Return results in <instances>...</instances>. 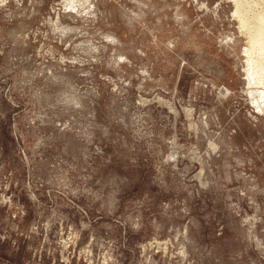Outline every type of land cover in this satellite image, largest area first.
<instances>
[{
  "label": "rangeland",
  "instance_id": "rangeland-1",
  "mask_svg": "<svg viewBox=\"0 0 264 264\" xmlns=\"http://www.w3.org/2000/svg\"><path fill=\"white\" fill-rule=\"evenodd\" d=\"M84 3L0 0V264H264L232 2Z\"/></svg>",
  "mask_w": 264,
  "mask_h": 264
},
{
  "label": "bare ground",
  "instance_id": "bare-ground-1",
  "mask_svg": "<svg viewBox=\"0 0 264 264\" xmlns=\"http://www.w3.org/2000/svg\"><path fill=\"white\" fill-rule=\"evenodd\" d=\"M87 1L88 0H84V2H85L84 4L85 5H87L86 4ZM230 1L233 4L232 16H234L236 18V20L238 21V25H237L238 26V30H239L238 32H240V34L245 35L244 37L246 38L245 45H244V47H242V49H243L242 53L244 52V54H245V60H244V62H245V66H244L245 67L244 68L245 69V72L244 73H246L245 74L246 75L245 78L247 79V86H248L247 89H246V91H247V94H249V96H250V102L253 105H255L257 107V109L261 110L264 113V0H230ZM61 2H63V1H61ZM92 3L94 4V2H92ZM71 4H72V0H66V5L68 7L75 8V6H73ZM74 5H75V3H74ZM85 5H83L82 7H84ZM94 6H96V5H94ZM91 7H93V6H91ZM76 8H78V7H76ZM79 9H81V8H79ZM79 9H78V11H79ZM87 9H89V8H87ZM55 10H57V9H55ZM75 10L77 11V9H75ZM91 11L93 12L94 9H91ZM91 11H89V12L91 13ZM62 12H63V15H64L65 10L62 11ZM85 13H87V12H85ZM65 15H66V13H65ZM67 15H68V13H67ZM74 15H76V14H73V16ZM85 15H88V14H85ZM90 15L91 14H89L88 16H90ZM56 22H57V18H56ZM58 25H59V23H58ZM71 27H72V25H71ZM75 32H76V30H75ZM106 36H108L110 38V40H112V42H115V40H116L115 36H113V35H111V36L110 35H106ZM97 48H98V46H97ZM87 52H90V50L87 51ZM124 58L122 59L123 61H124ZM217 70H219V69H217ZM220 74H222V73H220ZM217 80H219V79H217ZM223 89H224L225 92L228 91V89L226 87H223ZM161 97L162 96H160V98ZM142 99H144V98H142ZM144 101H145V99H144ZM167 106H168V104H167ZM255 106H254V108H255L254 110H256V107ZM187 108H189V107H187ZM188 110H191V109H188ZM191 113H193V112H189V114H191ZM217 151H218V149H217ZM173 153H175V152H172L171 154L173 155Z\"/></svg>",
  "mask_w": 264,
  "mask_h": 264
}]
</instances>
